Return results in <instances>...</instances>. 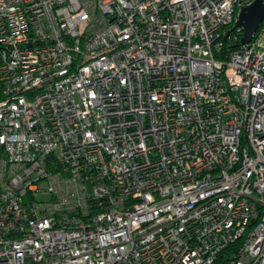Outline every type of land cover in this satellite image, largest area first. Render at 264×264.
<instances>
[{
	"label": "built area",
	"instance_id": "2783aa9c",
	"mask_svg": "<svg viewBox=\"0 0 264 264\" xmlns=\"http://www.w3.org/2000/svg\"><path fill=\"white\" fill-rule=\"evenodd\" d=\"M253 1L0 0V264H264Z\"/></svg>",
	"mask_w": 264,
	"mask_h": 264
},
{
	"label": "water",
	"instance_id": "95a60500",
	"mask_svg": "<svg viewBox=\"0 0 264 264\" xmlns=\"http://www.w3.org/2000/svg\"><path fill=\"white\" fill-rule=\"evenodd\" d=\"M263 17V0H255L250 5L242 8L237 20V25L242 26L244 29L241 37L242 43H248L252 39Z\"/></svg>",
	"mask_w": 264,
	"mask_h": 264
}]
</instances>
